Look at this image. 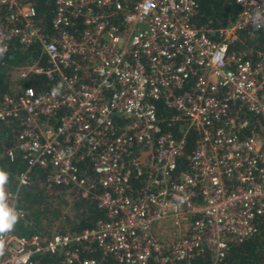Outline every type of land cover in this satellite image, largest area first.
Listing matches in <instances>:
<instances>
[{
	"label": "built area",
	"instance_id": "obj_1",
	"mask_svg": "<svg viewBox=\"0 0 264 264\" xmlns=\"http://www.w3.org/2000/svg\"><path fill=\"white\" fill-rule=\"evenodd\" d=\"M36 1L0 0V50L15 40L43 56L15 75L53 81L0 95V121L17 126L3 155L25 165L13 191L2 187L5 203L22 217L17 192L37 167L47 186L94 202L103 218L75 233L11 228L0 233V264L41 254L96 264L79 255L83 244L123 264L202 253L220 264L227 241L252 235L264 214V42L230 49L239 33L264 30V0H234L235 17L217 29L192 22L194 0H51L48 31Z\"/></svg>",
	"mask_w": 264,
	"mask_h": 264
},
{
	"label": "trees",
	"instance_id": "obj_2",
	"mask_svg": "<svg viewBox=\"0 0 264 264\" xmlns=\"http://www.w3.org/2000/svg\"><path fill=\"white\" fill-rule=\"evenodd\" d=\"M197 8L192 17V22L198 26H207L217 29L228 24L237 13L234 0H194ZM51 0H37L36 22L44 31L49 30L51 17ZM264 42V30H256L253 35L247 32L238 34V40L234 41L230 49L237 52H247L259 48ZM38 60L43 62V56L39 53L37 44L22 48L15 40H10L4 51H0V95L10 91L17 83L22 86H30L35 91H43L53 86V81L47 80L41 74L30 73L25 79H19L15 75V69L28 65ZM11 85V86H10ZM156 113L162 118L167 115L162 105L156 103ZM17 126L14 123L0 121V172L6 175L3 188L13 191L16 187V175L25 167L18 158L9 161L3 152L14 139ZM175 126V135H180ZM194 134L188 131L185 136L184 149L189 151L193 146ZM186 163L181 156L178 159V169L185 167ZM46 171L32 167L28 172V183L19 187L17 192V208L22 212V217L17 219L13 230L19 234L28 236L38 233H49L51 230L59 233H75L93 227L94 223L103 218V211L92 201L84 200L64 187L47 186L45 181ZM137 183L133 184V188ZM54 204L67 206L63 212ZM58 217L60 219H58ZM255 232L240 240H228L223 252L220 264H264V214L254 219ZM81 257L93 258L96 264H123L113 257L102 254L93 244L78 245ZM208 253L193 256L188 263L181 264H205ZM33 264H59L58 255H36ZM146 264H157L149 261ZM180 264V263H179Z\"/></svg>",
	"mask_w": 264,
	"mask_h": 264
},
{
	"label": "clouds",
	"instance_id": "obj_3",
	"mask_svg": "<svg viewBox=\"0 0 264 264\" xmlns=\"http://www.w3.org/2000/svg\"><path fill=\"white\" fill-rule=\"evenodd\" d=\"M5 182L6 175L0 172V233L10 230L18 219V217L5 203V195L2 191V186Z\"/></svg>",
	"mask_w": 264,
	"mask_h": 264
},
{
	"label": "rangeland",
	"instance_id": "obj_4",
	"mask_svg": "<svg viewBox=\"0 0 264 264\" xmlns=\"http://www.w3.org/2000/svg\"><path fill=\"white\" fill-rule=\"evenodd\" d=\"M55 206L57 205V204H54ZM58 206V208L62 211V213L63 212H66V210H67V206H63V205H61V204H59V205H57ZM58 219H60L59 217H58Z\"/></svg>",
	"mask_w": 264,
	"mask_h": 264
}]
</instances>
